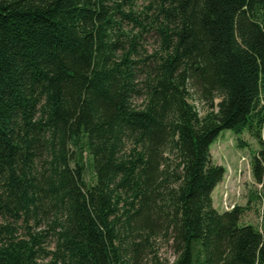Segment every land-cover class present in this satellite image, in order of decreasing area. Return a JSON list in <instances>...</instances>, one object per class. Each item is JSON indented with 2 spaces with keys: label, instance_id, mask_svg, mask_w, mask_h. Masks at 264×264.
I'll list each match as a JSON object with an SVG mask.
<instances>
[{
  "label": "trees",
  "instance_id": "16d2710c",
  "mask_svg": "<svg viewBox=\"0 0 264 264\" xmlns=\"http://www.w3.org/2000/svg\"><path fill=\"white\" fill-rule=\"evenodd\" d=\"M137 1L0 0V264H264L210 154L248 130L264 200V0Z\"/></svg>",
  "mask_w": 264,
  "mask_h": 264
},
{
  "label": "rangeland",
  "instance_id": "374dc122",
  "mask_svg": "<svg viewBox=\"0 0 264 264\" xmlns=\"http://www.w3.org/2000/svg\"><path fill=\"white\" fill-rule=\"evenodd\" d=\"M146 5L144 0H138L135 10H141ZM125 29L130 26L124 24ZM152 40H149L150 47ZM195 102V101H193ZM200 114L205 112V107L198 102L194 103ZM260 146L248 130L236 135L230 130L220 132L210 146L212 163L222 166L225 174L222 181L212 193L214 209L222 213L226 206H239L245 208L242 224H251L260 228L261 214L264 217V200L262 199L261 185L252 176V163L257 157ZM84 181L87 185L95 184V173L89 157H84ZM155 250L162 260H172L173 254L169 244L157 241Z\"/></svg>",
  "mask_w": 264,
  "mask_h": 264
},
{
  "label": "built area",
  "instance_id": "2783aa9c",
  "mask_svg": "<svg viewBox=\"0 0 264 264\" xmlns=\"http://www.w3.org/2000/svg\"><path fill=\"white\" fill-rule=\"evenodd\" d=\"M224 208H225V211H229V210H232L233 209V206H226L225 204H224Z\"/></svg>",
  "mask_w": 264,
  "mask_h": 264
}]
</instances>
